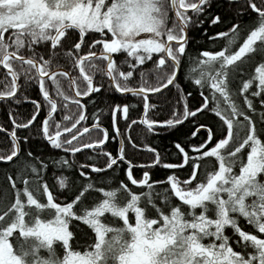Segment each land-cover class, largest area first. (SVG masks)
I'll return each instance as SVG.
<instances>
[{"label": "trees", "instance_id": "obj_1", "mask_svg": "<svg viewBox=\"0 0 264 264\" xmlns=\"http://www.w3.org/2000/svg\"><path fill=\"white\" fill-rule=\"evenodd\" d=\"M197 2L181 0L180 4L185 9ZM151 4L159 47L150 53L132 52L129 46L108 53L104 46L112 43V33L86 30L68 21L69 27L54 40L52 30L41 37L28 25L16 30L6 25L0 30V59L6 53L30 58L43 75L61 69L70 75L75 95L82 97L90 85L77 72V61L85 55L108 53L109 72L118 91H157L175 72L164 58L165 42L184 36L170 0ZM200 4L194 11H177L187 37L183 44L170 45L168 54L177 63L178 74L171 86L155 95L113 91L105 56L82 61L80 70L94 90L81 102L71 95L65 74L40 79L32 63L6 59L17 91L0 101V129L13 134L20 151L11 162L0 163V235L12 223L17 202L39 217L52 214L51 203L66 209L67 249L87 253L96 246V232L85 216L112 201L125 208L130 225L136 210L142 212L145 223L159 222L176 212L184 224L186 243L193 245L197 240L205 251L222 250L241 261L264 264V83L257 85L254 76L264 66V15L258 13L264 12V0H202ZM254 30L262 31L260 40L228 63ZM137 44L133 41L130 47ZM13 92L12 79L0 66V96ZM201 127L209 134L197 133ZM1 130L0 159H7L15 152L14 143ZM43 131L46 139L57 136L56 140L47 142ZM104 132L105 144L96 147L104 140ZM252 140L263 167L235 195L227 197L214 189L211 197L194 205L178 195L179 190L203 185L217 171L224 170L234 179L245 165ZM86 165L97 173L83 169ZM29 194L36 205L24 203ZM98 221L119 226L110 213L100 215ZM201 226L209 229L201 232ZM129 236L112 252V259L121 246L125 251L132 242ZM7 240L23 264H57L65 257L59 243L40 246L18 230ZM165 246L159 253L167 258L165 264H172L168 259L179 258L184 250L169 241ZM191 255L190 264L203 261L202 255Z\"/></svg>", "mask_w": 264, "mask_h": 264}, {"label": "rangeland", "instance_id": "obj_2", "mask_svg": "<svg viewBox=\"0 0 264 264\" xmlns=\"http://www.w3.org/2000/svg\"><path fill=\"white\" fill-rule=\"evenodd\" d=\"M105 0H1L0 8V30L3 32L6 25H11L13 29L29 26L38 36H45L48 30L56 32L60 27L67 25L82 26L86 30H105L112 33V43L104 46L108 53L123 47L132 49V52L141 51L150 53L159 47L156 42V32L152 11V0H113L110 4H105ZM117 1V2H116ZM171 1V0H170ZM112 2V3H111ZM176 0H173L175 5ZM181 0L179 1V5ZM176 8V7H175ZM104 9H106L104 11ZM179 11L176 8V12ZM19 31V30H18ZM24 33V32H18ZM134 33L133 37L132 34ZM56 34V33H55ZM55 36V35H54ZM263 36L261 30H254L242 41L238 50L227 60L228 63L239 59L243 54L249 52L253 43L259 41ZM138 41L139 44L130 47V43ZM169 55V54H168ZM7 61L4 66L7 67ZM257 85L264 83V66L255 73ZM250 152L245 159V165L239 170V174L234 179L222 171L215 172L209 177L207 182L199 184L193 189L179 190L178 195L185 198L191 205L202 202L211 197V192L218 190L219 193L227 197L235 195L246 181L254 178L256 173L262 169V160L259 157L256 140H252ZM224 172V173H223ZM215 189V190H214ZM24 203L27 206L36 205L31 195H26ZM50 216L39 217L37 214L28 213L22 208V203L17 202L14 206V217L12 223L3 229L0 235V264H23L21 259L14 255L7 240L8 236L18 230L22 236H28L40 246L50 247L51 243H59L65 253V257L57 264H165L167 258L159 253L164 252L165 244L176 243L180 245L182 252L179 258L168 259L172 264H190L187 259L191 254L202 255V262L196 261L192 264H251L250 260L241 261L238 257L219 250L205 251L194 240V244L186 243L183 238L184 224L177 217L176 212L170 216H162L159 222L145 223L142 219V212L136 210L134 223L129 224L125 216V208L115 206L112 201H105L103 204L93 209L86 217L94 231L96 232V246L90 252L74 253L67 249L69 232L65 220V210L54 207ZM37 210V212H41ZM110 213L119 220V226H103L98 218L100 215ZM29 217L26 218L25 217ZM155 223V224H154ZM200 229L206 231L208 226H201ZM124 228H127L125 231ZM202 232V231H201ZM124 234V235H122ZM127 234L132 238V242L124 251L122 246L118 254L110 257L116 247L121 245L122 239L127 241ZM122 235V236H121ZM125 236V238L123 237ZM119 241V244H117ZM180 241V242H179ZM125 244V243H123ZM167 248V247H166ZM173 255V254H172ZM178 257V256H177ZM111 258V261L109 259ZM210 258L211 260L209 261ZM186 261H185V260ZM184 260V261H183ZM110 262V263H109ZM40 264V263H37Z\"/></svg>", "mask_w": 264, "mask_h": 264}, {"label": "water", "instance_id": "obj_3", "mask_svg": "<svg viewBox=\"0 0 264 264\" xmlns=\"http://www.w3.org/2000/svg\"><path fill=\"white\" fill-rule=\"evenodd\" d=\"M179 1L180 0H176V2H175V5L176 6H174L173 5V0H171L170 1V5H171V10H172V14L174 15V18L176 19V21H177V23H178V25L180 26V28H181V30H182V33H183V39L182 40H179V41H174V40H172V39H168L166 42H165V46H164V58H167L171 63H172V65H173V68L175 69V72H174V75L172 76V78H171V80H169L168 82H167V84H165L163 87H161V88H159V89H157V91H141V90H135V91H129V92H125V93H123V92H120V91H118L117 90V88H116V86H115V83L112 81V78H111V74H110V72H109V67H110V64L112 63V58H111V55L110 54H108V53H102V54H91V55H85V56H82L77 62V66H76V68H77V72L80 74V76L81 77H83L88 83H89V85H90V90H89V92L87 93V95H85V96H82V97H78L77 95H75V88H74V84H73V82H72V79H71V77H70V75L69 74H67V73H65L63 70H54V71H51V72H49L48 74H45V75H43V74H41L40 73V66H39V64H36L32 59H30V58H21V57H18V56H16V55H13V54H10V53H6L1 59H0V66L2 67V69L11 77V79H12V82H13V87H14V92L12 93V94H10V95H8V96H0V101H2V100H7L8 98H10V97H12L13 95H15V93H16V91H17V82H16V78H15V76H13V74H12V72H11V70L8 68V67H5L4 66V61L6 60V58H12V59H14V60H19V61H21V62H30V63H32L34 66H35V73H36V75H38V77L40 78V79H49L52 75H54V73H63V74H65L66 75V77H67V79H68V82H69V84H70V91H71V95H73L74 97H75V99L78 101V102H81V101H83V99H86V98H88L89 96H91L92 95V93H93V90H94V84L93 83H91V81L85 76V74L84 73H82V71L80 70V65H81V63H82V61L83 60H85V59H91V57H102V56H105L106 58H107V63H106V65H105V72H106V77H107V80H108V82L110 83V85H111V87H112V89H113V91H115V92H117V93H119V94H122V95H125V94H141V95H144V96H148V95H155V94H157V93H159V92H162V91H164L165 89H167V87H169V86H171L175 81H176V77H177V74H178V70H179V68H178V65H177V63L172 59V58H170L169 57V55H168V50H169V46L170 45H174V46H176V45H180V44H183L184 42H185V40H186V28H185V26L182 24V22H181V20L179 19V17H178V15H177V12H176V8H177V10H179L180 12H190V11H194L196 8H198L201 4V1L202 0H198V2L196 3V5L194 6V7H191V8H185V9H183V8H181V5H179ZM176 7V8H175ZM259 14H261V15H264V12H258ZM67 27H69V25H65V26H62V27H60L57 31H56V34H55V36H54V38H53V40L62 32V30H64L65 28H67ZM54 106V105H53ZM205 107V105L204 106H202L201 107V109H203ZM55 110V106H54V108H53V110H52V112ZM141 120H143V117L141 118ZM44 122L45 121H43V124H44ZM96 126L94 125L93 127H88V128H85L83 131H81L80 133H78L75 137H78V136H81V135H83L85 132H87V131H89V130H92V129H94ZM1 130V129H0ZM9 139H11V140H13V143H14V154H12L11 155V157H9V158H7V159H0V163H9V162H11V160L12 159H14L18 154H19V146H18V142H17V140H15L14 139V136H13V134L10 132H7V131H5V130H1ZM197 133H199V132H201V131H206L208 134H209V131H207V129L205 128V127H201V128H198L197 130ZM43 136H44V139H46L45 138V135H44V131H43ZM104 140L100 143V144H98V145H95L96 147H101V146H103L104 144H105V142H106V140H107V136H106V132H104ZM56 137L57 136H54V137H52V139H46V141L47 142H53V141H55L56 140ZM95 146H88V147H85V148H89V147H95ZM118 155L120 154V152H121V148H122V142H121V139L119 138V140H118ZM85 148H83V149H85ZM82 150V149H81ZM83 169H87V170H89V171H91V172H93V173H97V169L95 170L94 168H92V167H90V166H88V165H86V166H83L82 167Z\"/></svg>", "mask_w": 264, "mask_h": 264}, {"label": "flooded vegetation", "instance_id": "obj_4", "mask_svg": "<svg viewBox=\"0 0 264 264\" xmlns=\"http://www.w3.org/2000/svg\"><path fill=\"white\" fill-rule=\"evenodd\" d=\"M2 58V57H1ZM6 59H8V58H6ZM6 61V60H5ZM2 68V67H1Z\"/></svg>", "mask_w": 264, "mask_h": 264}]
</instances>
